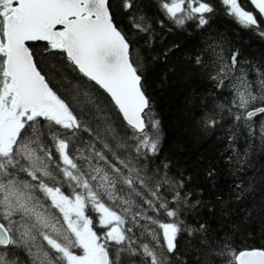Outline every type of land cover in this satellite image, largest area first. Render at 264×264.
<instances>
[{
  "label": "snow or ice",
  "instance_id": "obj_1",
  "mask_svg": "<svg viewBox=\"0 0 264 264\" xmlns=\"http://www.w3.org/2000/svg\"><path fill=\"white\" fill-rule=\"evenodd\" d=\"M150 4L0 0V264H264L237 247L264 239V57L213 31L264 40V0ZM153 75L185 94L184 141Z\"/></svg>",
  "mask_w": 264,
  "mask_h": 264
},
{
  "label": "trees",
  "instance_id": "obj_2",
  "mask_svg": "<svg viewBox=\"0 0 264 264\" xmlns=\"http://www.w3.org/2000/svg\"><path fill=\"white\" fill-rule=\"evenodd\" d=\"M145 4L146 11H151L150 0H142ZM247 6V5H246ZM213 31L226 34L228 36L235 35L237 39V46L242 48L244 55L251 60H258L264 57V40H261L258 36L252 33H242L240 29L231 22L230 18H226L223 15H217L215 22L213 24ZM192 37H181L178 35H172L171 38L169 34L165 33L163 39L157 44L154 43L153 47L160 51V48L165 44L171 43L172 40H179L182 45H187L184 55H190L191 49L193 47ZM198 50V48H197ZM181 53L177 52L176 57L172 59V63L178 62V58ZM153 87L152 96L156 108V113L158 114L162 124L164 125L165 135L169 141V144L174 143L177 140H186V133L188 130L189 116L185 109V94L181 90L180 86L176 83H171L168 87H162L159 83V75H153L150 77ZM200 91H204L205 87L202 84L196 85ZM207 147V145H205ZM259 164H264V159L258 161ZM230 178L226 175H222L220 178V183L222 189L226 190L228 187V182ZM198 183H203L202 180L198 178ZM237 247L243 248L258 247L264 245V239L259 238V226L257 225V233L255 236L239 237Z\"/></svg>",
  "mask_w": 264,
  "mask_h": 264
}]
</instances>
